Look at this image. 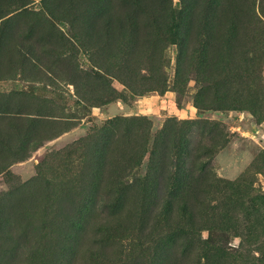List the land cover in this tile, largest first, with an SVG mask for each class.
Returning <instances> with one entry per match:
<instances>
[{"label":"rangeland","instance_id":"rangeland-1","mask_svg":"<svg viewBox=\"0 0 264 264\" xmlns=\"http://www.w3.org/2000/svg\"><path fill=\"white\" fill-rule=\"evenodd\" d=\"M0 264H264V0H0Z\"/></svg>","mask_w":264,"mask_h":264}]
</instances>
